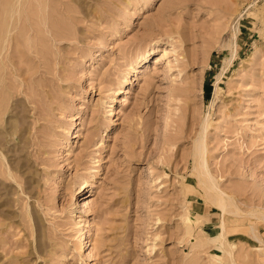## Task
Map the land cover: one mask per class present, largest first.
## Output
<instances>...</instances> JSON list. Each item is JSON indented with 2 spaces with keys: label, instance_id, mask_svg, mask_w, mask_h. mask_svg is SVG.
<instances>
[{
  "label": "rangeland",
  "instance_id": "obj_1",
  "mask_svg": "<svg viewBox=\"0 0 264 264\" xmlns=\"http://www.w3.org/2000/svg\"><path fill=\"white\" fill-rule=\"evenodd\" d=\"M0 264H264V0H0Z\"/></svg>",
  "mask_w": 264,
  "mask_h": 264
},
{
  "label": "bare ground",
  "instance_id": "obj_2",
  "mask_svg": "<svg viewBox=\"0 0 264 264\" xmlns=\"http://www.w3.org/2000/svg\"><path fill=\"white\" fill-rule=\"evenodd\" d=\"M2 3V2H1ZM153 50H154V47H153ZM139 69V67H136L135 68V70H138ZM2 109H3V103H2ZM3 111V110H2ZM13 139H15V137H13V138H11L10 140H8V142L9 141H11V140H13ZM5 147V146H4ZM4 165H5V168L4 169H2V175H4V174H6V175H8L9 177H12V178H14V176H16V175H14V173H13V169H12V166L11 165H6L5 163H4ZM207 169V168H206ZM212 178V177H211ZM213 179V178H212ZM211 182V181H210ZM210 184V183H209ZM212 186L213 187H215L216 188V185L214 184V183H212ZM218 189V188H217ZM219 191V190H218ZM217 194V193H216ZM89 196H91V195H89ZM220 196V195H219ZM223 197V196H222ZM225 199V198H224ZM219 207H221L222 208V210L223 211H226L227 209H226V203H225V201H222V200H220V203H219ZM224 213V212H223ZM222 225V224H221ZM87 242V244H88V242H89V240H87L86 241Z\"/></svg>",
  "mask_w": 264,
  "mask_h": 264
}]
</instances>
